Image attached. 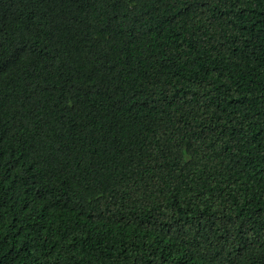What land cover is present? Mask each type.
Segmentation results:
<instances>
[{
  "label": "trees",
  "instance_id": "1",
  "mask_svg": "<svg viewBox=\"0 0 264 264\" xmlns=\"http://www.w3.org/2000/svg\"><path fill=\"white\" fill-rule=\"evenodd\" d=\"M0 264H264V0H0Z\"/></svg>",
  "mask_w": 264,
  "mask_h": 264
}]
</instances>
